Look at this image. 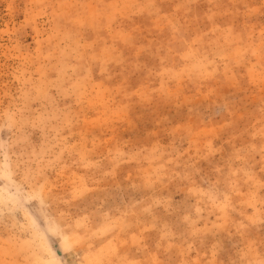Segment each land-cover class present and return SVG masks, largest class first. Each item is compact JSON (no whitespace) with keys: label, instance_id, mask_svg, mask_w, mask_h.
<instances>
[{"label":"rangeland","instance_id":"1","mask_svg":"<svg viewBox=\"0 0 264 264\" xmlns=\"http://www.w3.org/2000/svg\"><path fill=\"white\" fill-rule=\"evenodd\" d=\"M264 264V0H0V264Z\"/></svg>","mask_w":264,"mask_h":264},{"label":"water","instance_id":"2","mask_svg":"<svg viewBox=\"0 0 264 264\" xmlns=\"http://www.w3.org/2000/svg\"><path fill=\"white\" fill-rule=\"evenodd\" d=\"M36 220H37V223L42 227L43 233L46 235L48 239V243L50 245L51 251L53 252L56 260L63 264L65 260L64 245L59 243V240L54 235H52L50 230L46 229L43 221H41L38 218Z\"/></svg>","mask_w":264,"mask_h":264}]
</instances>
